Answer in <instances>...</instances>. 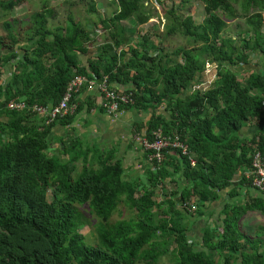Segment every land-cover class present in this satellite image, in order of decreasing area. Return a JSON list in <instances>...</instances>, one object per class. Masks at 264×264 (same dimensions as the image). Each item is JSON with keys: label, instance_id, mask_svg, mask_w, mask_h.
I'll list each match as a JSON object with an SVG mask.
<instances>
[{"label": "trees", "instance_id": "16d2710c", "mask_svg": "<svg viewBox=\"0 0 264 264\" xmlns=\"http://www.w3.org/2000/svg\"><path fill=\"white\" fill-rule=\"evenodd\" d=\"M23 1L0 0V9L11 11ZM146 1L113 0L115 11L100 20L109 29L108 40L94 56L88 48L90 31L72 14L64 25H49L53 9L46 0L29 18L3 23L0 67L10 70L2 78L0 69V117H5L0 120V264H264V234L250 236L241 224L250 211L264 215V194L224 204L218 224L202 229L199 249L188 242L182 222L183 213L191 214L184 202L203 215L205 203L216 201L221 191L230 189L235 196L237 174L240 186H251L246 171L252 168L254 152L264 151V69L244 83L237 78L238 69L256 53L264 68V0H200L201 23L186 15L174 25L170 9L173 24L167 33L177 26L198 45L170 52L159 48L155 53L147 45V33L135 45L133 27L126 30L121 24L130 19L147 23L153 13ZM88 3V11L96 12L95 0ZM240 15L244 31L237 38L223 36L225 18ZM207 60L218 63V79L206 92L189 93ZM75 74L96 80L107 76L110 87L131 85L124 92L132 93L133 103L121 108L150 110L146 137L150 139L156 128L176 134L188 154L170 151L179 154L172 167L167 151L160 163L150 162L147 184L123 180V168L111 150L77 151L74 144L63 143L53 154L49 131L65 117L70 123L73 113L48 125L43 118L39 126L32 123L36 114L31 110H10L6 105L20 99L28 105L52 106ZM158 108L162 112L157 113ZM253 122L257 129L251 137L237 135ZM149 152L144 149L146 159ZM175 173L186 185L178 192L180 206L167 212L154 197L158 186L163 190L162 184ZM121 203L135 212L128 219L110 221ZM77 204H87L98 219L96 244L85 240L81 227L87 222ZM208 250L219 258H212ZM167 254L171 261L160 262Z\"/></svg>", "mask_w": 264, "mask_h": 264}, {"label": "rangeland", "instance_id": "374dc122", "mask_svg": "<svg viewBox=\"0 0 264 264\" xmlns=\"http://www.w3.org/2000/svg\"><path fill=\"white\" fill-rule=\"evenodd\" d=\"M44 0H24L23 3L16 6L11 11H5L0 9V34H5V29L3 28L4 22H12L13 18L16 19H27L30 14L34 11H38L42 8V3ZM47 5L53 9V15L49 20V25H64L66 21V17L69 14H72L77 20H79L82 25H85L86 28L90 31L92 41L89 43V52L91 55H96L97 51L104 42L108 40V32L109 29H104L100 23L101 19H105L113 14L116 9V5L113 0H95L96 3V12L91 13L88 11L89 0H46ZM147 8L152 10L153 17L149 19V21L143 25H138L134 19H130L127 21H123L121 24L125 26L126 30H129L133 27L134 38L133 43L138 45L142 38L147 33L148 41L147 45L151 49L153 53L161 48L165 52H170L176 47H192L197 46L198 44L193 43L188 37H186L182 32L177 30L174 33H167V30L170 25L173 24V16L171 17L168 14V11L172 9V13L175 16L174 25L181 19H183L186 15H191L194 19V22L201 23L204 18L203 5L200 0H185L184 3L181 0H147V4H145ZM235 7L238 8L240 12L242 10L236 4ZM264 16V11H263ZM225 18V16H223ZM226 27L223 31V36L234 37L237 38L238 33L243 32L245 29L244 26V17L239 16L235 19L225 18ZM264 31V25H263ZM126 36L129 33H125ZM126 48V46H124ZM9 71V67L4 66ZM3 66L0 69L4 72L5 68ZM260 67L263 68V58L259 53L253 55L251 62L246 64L238 69L237 78L244 83V81L249 77L253 78L255 73L259 72ZM247 70V71H244ZM5 73V72H4ZM125 122V121H124ZM253 123H250L249 127L253 129ZM256 127V126H255ZM254 127V128H255ZM246 126L242 127V129L238 132L239 137H243L247 135V132H244ZM250 129V128H249ZM101 139V141H99ZM114 141V135L103 133L100 131L98 135L95 137V140L91 138V140H87L86 143L89 146H94L92 149L94 151H102L108 153L109 147H112ZM112 142V143H111ZM74 147L77 151H80L83 142L79 143L75 141ZM106 147V148H105ZM72 153V151H71ZM80 165L78 164V167ZM155 200H157L155 198ZM242 197L235 196L233 203L238 204L241 203ZM77 207L83 214V218L86 220V224L81 227L82 233L85 235V240L89 244H96V225L98 219L95 214L92 213L87 204L78 205ZM135 211L130 209L125 204L121 203L118 205V209L113 213L110 218V221H115L119 219H128L130 218ZM249 216L252 217V223L250 224L249 220H243V228L248 233H255L252 236H256L258 234L261 235V230L264 229V216H261L258 212L249 213ZM250 218V217H249ZM249 222V223H248ZM205 224H187V228L192 226L193 230L196 229L197 235H192V238L189 236L188 242L193 244L195 248L199 249L201 245H199L201 230ZM242 227V226H241ZM262 227V228H261ZM200 228V229H198ZM218 229V228H217ZM264 234V230H262ZM172 237H166V241L171 243ZM208 254L217 260L219 258L218 254L215 251L208 250ZM172 255L167 254L160 258V262L169 263L171 261Z\"/></svg>", "mask_w": 264, "mask_h": 264}, {"label": "crops", "instance_id": "0c3cea01", "mask_svg": "<svg viewBox=\"0 0 264 264\" xmlns=\"http://www.w3.org/2000/svg\"><path fill=\"white\" fill-rule=\"evenodd\" d=\"M4 68L5 73L3 72L4 74L1 76L2 78H6V76L9 74L7 68ZM130 87L131 85H115V87L112 88L118 91H124ZM74 100L76 109L73 112L72 121L70 123H66V117V119L63 118L65 120H58L54 123L49 131L48 139L51 142L49 151L53 152V154H58L57 148L59 146L62 147V144L65 143V145L69 147L75 141H78L79 143L83 142L81 148L84 150L87 148H93V145L89 146L86 143L87 140H91V138L95 140V137L100 131L103 133L112 134L114 135V145L109 147V150H111L113 157L115 159H119L121 163L123 168L122 179L130 183L144 182L147 184V171L149 168L153 169V166L145 158L144 148L141 141L145 135L146 123L151 116L150 110L143 109L141 106L120 107L117 115L111 116L100 106V95L97 85H93L89 89L85 87L84 91H80L74 97ZM77 106H79V109H77ZM158 112L162 111L158 108L157 113ZM43 118V116L34 115L32 118V123H34V125L40 126L43 123ZM0 120H5V117H0ZM249 125L250 123L246 124V129L244 132H247V135H244L243 137H251L257 129L255 126H252V129L249 127ZM99 141H101V139H99ZM178 156L179 154L177 153H169L167 160L170 167L177 163ZM248 172L249 170L246 171V176ZM239 177L240 174H237L234 181V185L238 186L237 194L235 196L239 195L242 197V200H249L252 197L263 195L257 189L252 187V185L240 186L238 180ZM185 185L186 182L179 178V175L175 173L173 176L168 177L165 183L162 184L163 190L158 186L154 199H157L156 202H163L162 208L167 212L171 211L173 206L178 208L181 203L178 192H180V190ZM229 190L230 189L221 191L220 196L216 201L205 203L203 207V215H198L195 213V210L190 212L191 214L183 213V224H205L203 225L204 227L206 224H218L219 220L224 217V215L221 214L223 205L226 203H233L235 197H232L228 193ZM165 199L170 200V202L166 201ZM164 201L166 203H164ZM160 211H162V209H160ZM254 212L256 211H250L246 213L241 218V223L243 224V220L247 221V219H250L249 222L251 224L252 217L249 216V213ZM195 230L196 229L193 230L192 226H190L187 231V237L189 238L190 236L192 238V235H197ZM260 230L261 234L263 235V229ZM246 233L250 236L255 234L248 232Z\"/></svg>", "mask_w": 264, "mask_h": 264}, {"label": "built area", "instance_id": "2783aa9c", "mask_svg": "<svg viewBox=\"0 0 264 264\" xmlns=\"http://www.w3.org/2000/svg\"><path fill=\"white\" fill-rule=\"evenodd\" d=\"M147 4V1L145 2ZM102 26V25H101ZM218 79V63L214 61H205L203 69L197 78L192 82L188 92L203 93L210 89ZM97 85L100 95V106L111 116H116L120 107L124 104L133 103L131 92L118 91L108 85L107 76L100 80L88 79L86 76L75 74L70 79L66 90L62 94L60 100L52 106H44L40 104L28 105L24 100L11 99L7 102L6 107L10 110H26L29 109L36 115L44 117V124L48 125L58 118H63L72 114L76 109L73 101L74 97L81 91L82 87L91 88ZM142 146L150 152L147 155L149 162L156 161L160 163L167 151L178 150L182 155L188 154L187 145L182 142L178 135H167L160 128L151 131L150 139L144 135ZM191 165L195 164V160L189 156ZM251 170L247 173V177H251V185L259 192L264 194V151L256 150L252 156ZM182 206L188 211L193 212L195 206L187 202Z\"/></svg>", "mask_w": 264, "mask_h": 264}]
</instances>
